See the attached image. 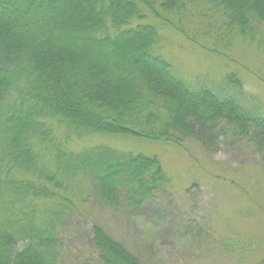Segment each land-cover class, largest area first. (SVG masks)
<instances>
[{"label":"trees","instance_id":"16d2710c","mask_svg":"<svg viewBox=\"0 0 264 264\" xmlns=\"http://www.w3.org/2000/svg\"><path fill=\"white\" fill-rule=\"evenodd\" d=\"M263 24L264 0H0V264H57L87 185L137 207L169 183L157 154L95 136L216 148L224 124L263 139L264 115L237 97L236 73L195 85L163 52L167 30L212 54L255 41ZM92 242L102 264H144L100 224Z\"/></svg>","mask_w":264,"mask_h":264},{"label":"rangeland","instance_id":"374dc122","mask_svg":"<svg viewBox=\"0 0 264 264\" xmlns=\"http://www.w3.org/2000/svg\"><path fill=\"white\" fill-rule=\"evenodd\" d=\"M184 23L202 42L217 47L213 31ZM164 33L162 51L179 76L195 85H220L234 72L244 85L237 97L264 115V24L255 41L237 38L212 54L173 31ZM214 135L223 136L216 148L192 139L177 146L93 137L118 149L157 154L170 181L137 207L125 197L109 204L87 185L82 206L62 226L57 264H102L92 242L95 224L144 264H264V138H234L224 124Z\"/></svg>","mask_w":264,"mask_h":264}]
</instances>
